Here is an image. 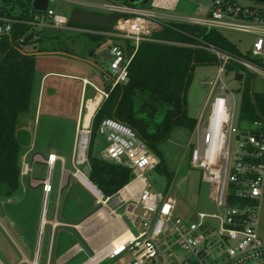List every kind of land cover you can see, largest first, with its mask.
<instances>
[{
    "label": "built area",
    "instance_id": "obj_1",
    "mask_svg": "<svg viewBox=\"0 0 264 264\" xmlns=\"http://www.w3.org/2000/svg\"><path fill=\"white\" fill-rule=\"evenodd\" d=\"M51 1L46 10H38L28 19L0 14V36L11 33L13 24L21 22L30 25V31L51 27L110 39V70L105 74L108 85L101 88L84 80L101 93L103 99L117 84L129 80V68L140 44L159 41L154 33L174 23L254 35L248 56L234 54L197 36L194 43H182L208 50L216 57L218 66L208 83L207 98L197 118L198 143L191 146L190 152L191 165L201 170L202 180L209 184L208 198L215 210L198 212L194 221L179 216L176 199L156 191L145 177L160 159L133 128L106 117L98 127L106 142L100 156L129 167L134 179L145 182L133 205L141 208L142 214H136L134 209L127 232L113 239L100 252L89 255L82 264H264V238L259 231L264 199V119L243 120L241 110L237 116L235 97L226 80L228 72H233L235 79L242 83L243 97L249 74L264 76V8L242 5L236 0H214L211 5L201 6L200 15H181L171 12L181 0H148L140 4L64 0L83 9L118 15L112 27H94L70 24V17L50 9ZM30 31L20 42L26 40ZM236 67L245 69L247 76ZM91 132V126L85 127L83 123L77 127L75 175L99 196L86 183L89 178L81 169L89 165ZM56 159L55 153L50 154L48 164ZM25 171L28 172V168L23 163L22 173ZM43 184L45 193H49L52 190L50 178ZM97 189L102 197L104 194ZM79 251L85 250L80 248Z\"/></svg>",
    "mask_w": 264,
    "mask_h": 264
},
{
    "label": "trees",
    "instance_id": "obj_2",
    "mask_svg": "<svg viewBox=\"0 0 264 264\" xmlns=\"http://www.w3.org/2000/svg\"><path fill=\"white\" fill-rule=\"evenodd\" d=\"M33 1L0 0V14L28 19L38 12L33 8ZM114 1L131 4L129 0ZM69 23L82 25L71 20ZM30 30V25L15 22L11 33L0 36V196L3 197L13 195L20 186L22 155L27 139V132L20 127L23 118L30 114L37 81L36 55L26 51L24 45L40 31ZM29 31L26 40L20 42ZM88 36L93 42L103 40L99 35ZM154 36L159 41L140 44L129 68V80L110 91L92 120L89 178L105 196L116 195L135 175L129 167L94 153L101 121L113 117L133 128L160 159L156 169L171 181L173 173L168 170L159 146L170 138L174 128H195L197 119L188 114L186 101L193 70L196 64L217 62L208 50L182 43H194L197 36L224 50L242 54L223 31L192 24L174 23L155 32ZM252 83L253 75L249 74L241 105V117L247 121L264 119V92L254 91Z\"/></svg>",
    "mask_w": 264,
    "mask_h": 264
},
{
    "label": "crops",
    "instance_id": "obj_3",
    "mask_svg": "<svg viewBox=\"0 0 264 264\" xmlns=\"http://www.w3.org/2000/svg\"><path fill=\"white\" fill-rule=\"evenodd\" d=\"M100 46L101 42L97 43L96 47ZM50 53L57 55H41L36 61L37 77L40 78L37 106L34 114L30 113L23 118L20 127L27 132L22 164H26L28 172L21 173L20 186L13 195L0 196V264H41V241L46 227H50L51 230L46 264H69L72 258L82 253L87 257L79 264L84 263L89 255L100 252L114 237L117 238L127 232L131 226L128 223L131 224L130 216H133L131 212L135 209L138 214V209L133 205L145 186L144 181L133 179L130 183L134 180L139 182L133 185L131 190L122 193L124 187L130 184L128 183L107 200L103 192L102 197L95 195L76 177L74 149L77 127L84 124L88 102L96 100L100 93H97L89 83L95 84L91 80L93 75L77 74L73 68L79 61L92 65L94 63L89 59L80 58L70 50L57 49ZM106 72L96 70L101 81V86L95 84L96 86L104 88L108 85L105 79ZM50 77L81 83L74 126L71 125L70 116L63 118V115L56 113L53 106L43 111L45 93L43 83ZM85 79L89 82L86 83ZM50 89L56 93L54 86ZM90 91H94V96L86 97ZM86 100L88 102L85 106ZM104 100L102 98L98 104L88 127L91 126L93 117ZM52 153L57 155V159L49 165L48 159ZM87 166L86 175L89 178L90 165ZM48 177L52 190L45 193L43 181ZM50 201L53 204L51 214L48 210ZM111 202L116 208L109 205ZM121 208L123 212L118 210ZM260 234L264 236V211ZM71 240H74V243L68 246ZM80 248H84L85 251H79ZM54 252L56 257L53 262Z\"/></svg>",
    "mask_w": 264,
    "mask_h": 264
},
{
    "label": "rangeland",
    "instance_id": "obj_4",
    "mask_svg": "<svg viewBox=\"0 0 264 264\" xmlns=\"http://www.w3.org/2000/svg\"><path fill=\"white\" fill-rule=\"evenodd\" d=\"M213 1L214 0H181L176 9L171 12L181 15H200L201 6L211 5ZM236 1L242 5L264 8L263 3L252 2L249 0ZM147 6H150V2L147 4ZM49 7L56 13L70 17L72 9L77 6L64 0H53L50 2ZM92 10L101 12L95 9ZM39 31V34L38 32L36 35L34 34L31 41L24 45L26 51L29 53H36V57L38 56L36 61L37 59H40L41 55H57L56 53H50L55 51V47H57L59 50H70L80 58L89 59L94 63L92 65L89 62L79 61L73 68L75 72L83 76L93 75L91 80H93L96 85L101 86V81L96 74V70H110V39L101 40V46L96 47L97 42H93L87 34L79 31L55 29L51 27H46ZM223 33L237 46L240 53L247 55L250 52L254 41L253 34L228 29L223 30ZM37 36H41V38L38 39ZM92 47L96 49L93 55H91V53H93V50H91ZM95 65H97V67ZM217 68L218 66L216 63L195 65L192 79L186 94L188 114L191 117L197 119L202 112L204 102L209 91L208 83L214 78ZM236 69L243 72L244 75L247 76L248 72L245 69L241 67H236ZM226 80L235 97L236 114L239 116L242 105V95L240 92L242 83L235 79L233 72H228ZM51 86L56 88V93L51 92ZM252 86L256 92H264V76L260 74L254 75ZM39 89L40 78L37 77L33 104L30 111L32 114H34L36 110ZM43 89L45 92L43 111H45V108L53 106L56 113L63 115V118L70 116L71 125L74 126L77 120V109L80 100L81 83L75 80L50 77L48 80L44 81ZM93 96L94 91H90L86 95V97ZM199 130L200 129L198 125H196L194 129L178 126L174 128L170 138L160 144L159 148L164 157L165 164L168 170L173 173V179L171 181L165 173L156 168L145 173V177L156 191L165 195H170L176 199L177 214L189 221H194L197 217V213L200 211L213 212L215 210L212 202L208 198L209 184L202 180L201 170L193 167L190 163L191 146L198 143ZM105 146V139L98 132L94 142V153L100 156L101 151ZM87 167V165L81 167L85 174H87ZM109 205L112 208H116L112 202ZM52 208L53 204L52 201H50L48 207L49 214L52 213ZM118 210L123 212V208ZM263 211L264 199L261 204L260 226ZM137 213L141 215L142 209H138ZM128 223L131 225L130 222ZM38 234L39 230L37 229V238ZM262 237L264 238V236ZM57 238L55 245H57ZM41 242V264H46L45 262L48 257L49 245L51 242L50 227H46L44 230ZM73 243L74 240H71L68 246L72 245ZM55 257L56 252H54L53 262ZM86 257L87 255L83 253L77 254L74 258H72L69 264H79L85 260Z\"/></svg>",
    "mask_w": 264,
    "mask_h": 264
},
{
    "label": "water",
    "instance_id": "obj_5",
    "mask_svg": "<svg viewBox=\"0 0 264 264\" xmlns=\"http://www.w3.org/2000/svg\"><path fill=\"white\" fill-rule=\"evenodd\" d=\"M148 0H129L131 4L145 3ZM252 2H259L264 4V0H249ZM49 0H34L33 8L39 11H44L48 7ZM118 18L117 14L105 15L98 14L92 11H87L80 7H75L71 11L70 20L77 24L93 25L101 27H112ZM36 55V53H34ZM117 198H120L117 196Z\"/></svg>",
    "mask_w": 264,
    "mask_h": 264
},
{
    "label": "bare ground",
    "instance_id": "obj_6",
    "mask_svg": "<svg viewBox=\"0 0 264 264\" xmlns=\"http://www.w3.org/2000/svg\"><path fill=\"white\" fill-rule=\"evenodd\" d=\"M101 99H102V94H98L96 100L93 99V100H90L88 102V109H87V112L85 114V117H84V124H85V127H88L89 125V122L91 120V117L93 115V113L95 112L98 104H100L101 102ZM139 181L138 180H134L132 183H130L129 185H127L126 187H124L122 193L125 194L127 191L131 190L132 189V186L135 185L136 183H138ZM86 183L89 185V187L94 190L96 193L99 194L100 196V192L99 190L97 189V187H95L90 181L89 179H86ZM122 194V195H123ZM101 197V196H100ZM107 209V208H106ZM103 217V216H102ZM107 219V218H106ZM114 220V219H113ZM87 221V220H86ZM94 230V229H93ZM119 235V234H118ZM115 238V237H114ZM113 238V239H114Z\"/></svg>",
    "mask_w": 264,
    "mask_h": 264
},
{
    "label": "flooded vegetation",
    "instance_id": "obj_7",
    "mask_svg": "<svg viewBox=\"0 0 264 264\" xmlns=\"http://www.w3.org/2000/svg\"><path fill=\"white\" fill-rule=\"evenodd\" d=\"M85 10L92 11V12H95V13H98V14H103V13H100V12H97V11H93V10H90V9H85ZM91 50H93V53H94L96 49L94 47H92Z\"/></svg>",
    "mask_w": 264,
    "mask_h": 264
}]
</instances>
